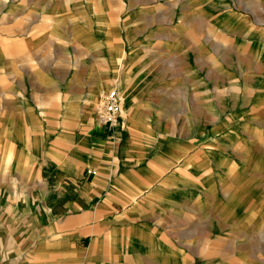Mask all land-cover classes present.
<instances>
[{"label": "rangeland", "instance_id": "obj_1", "mask_svg": "<svg viewBox=\"0 0 264 264\" xmlns=\"http://www.w3.org/2000/svg\"><path fill=\"white\" fill-rule=\"evenodd\" d=\"M45 1L53 7L41 18L16 12V88L37 73L53 83L56 72L67 116L85 110L101 82L109 86L105 92L120 94L110 88L116 81L133 89L135 131L131 136L123 124L124 143L135 137L152 153L175 154L152 190L173 188L174 204L142 212L157 216L161 232L173 229L170 245L186 252V264H202L207 247L221 249L228 264H264V0ZM228 18L236 20L231 25ZM29 21L34 29L26 28ZM247 27L255 38L246 36ZM121 53L126 59L118 66ZM31 98L39 104L38 95ZM70 129L78 134L80 127ZM9 135L20 145L34 132L16 118L5 129ZM227 219L239 221L252 239L210 235Z\"/></svg>", "mask_w": 264, "mask_h": 264}, {"label": "crops", "instance_id": "obj_2", "mask_svg": "<svg viewBox=\"0 0 264 264\" xmlns=\"http://www.w3.org/2000/svg\"><path fill=\"white\" fill-rule=\"evenodd\" d=\"M52 7L45 0H0V264H186V252L170 245L173 229L161 232L157 216L142 212L174 204L173 188L167 187L165 194L152 191L175 164L174 151L152 153L151 146L135 137L124 143L126 130L110 131L96 111L95 116L84 109L63 115L56 72L50 73L53 83L37 73L29 76L27 87L16 88V12L41 18ZM34 27L30 21L26 25L28 30ZM42 31L46 39L45 26ZM18 91L30 99L38 95L39 104L20 99ZM16 118H24L34 132L20 145L13 136H4ZM66 125L80 127L79 133L65 130ZM44 127L53 129L45 133ZM91 168L96 175L88 173ZM225 222L210 235L252 239L239 221ZM245 249L249 246L238 252ZM223 253L205 248L202 264H228ZM175 255L182 257L176 261Z\"/></svg>", "mask_w": 264, "mask_h": 264}, {"label": "bare ground", "instance_id": "obj_3", "mask_svg": "<svg viewBox=\"0 0 264 264\" xmlns=\"http://www.w3.org/2000/svg\"><path fill=\"white\" fill-rule=\"evenodd\" d=\"M224 4H225V1L223 2ZM235 18H228V19H226V21H228V23L229 24H233L234 22H235ZM211 33V32H210ZM212 33H213V31H212ZM245 33H246V36L247 37H253L254 36V38H255V36H256V33H255V31H253V30H251V29H249L248 27L246 28V31H245ZM245 35H244V37H246ZM264 38V37H263ZM247 46V45H246ZM240 52V51H239ZM242 52V51H241ZM125 59H126V56L123 54V53H121L118 57H117V64H118V66H119V64H122V62H124L125 61ZM257 60V59H256ZM117 66V67H118ZM117 67H115L114 66V71L116 72L117 71ZM117 76H118V74H117ZM113 78V77H112ZM113 81H115V79L113 80ZM121 81V80H120ZM124 82V81H123ZM98 85H99V83H98ZM97 85V86H98ZM109 86H107V85H105V83H100V88L99 89H97L94 93H91L90 94V96H89V98H87V99H85V100H87L86 102H85V110L87 111V112H90V114H91V116L93 115V116H95L94 115V112L96 111V114H97V108H98V106H99V104H100V100H101V98H102V96H103V94L105 93V90L108 88ZM114 87H117V89L119 88V91H120V94L119 95H121L122 96V98H124L123 100H124V102L122 103V106H123V112H122V116H123V118H124V120H125V123L127 124V127L130 129V131H132L133 130V127L135 126V120H134V118H132V107L134 106V103H133V101H132V99H130V97H128V95H130L129 93H131V91H133V89H131V90H128V89H126L123 85H122V82H114V83H112V86H110V88H114ZM139 91V90H138ZM120 96V97H121ZM24 98V97H23ZM57 99V98H56ZM54 100V99H53ZM84 100V98L83 99H80V101H83ZM77 101H79V99L77 100ZM98 101H99V103H98ZM22 102H24V103H26L25 101H22ZM95 109V110H94ZM26 110V109H25ZM82 112V111H81ZM87 112H85V113H87ZM126 126V125H125ZM8 133V132H7ZM162 135V134H161ZM161 135H159L158 137H159V140H160V143L164 140V138H162L161 137ZM10 136V135H9ZM10 137H12V136H10Z\"/></svg>", "mask_w": 264, "mask_h": 264}, {"label": "built area", "instance_id": "obj_4", "mask_svg": "<svg viewBox=\"0 0 264 264\" xmlns=\"http://www.w3.org/2000/svg\"><path fill=\"white\" fill-rule=\"evenodd\" d=\"M122 112V100L119 92L115 89L106 92L97 108V117L100 122L112 130L121 129V127L123 128ZM88 173L95 175L96 171L89 170Z\"/></svg>", "mask_w": 264, "mask_h": 264}]
</instances>
